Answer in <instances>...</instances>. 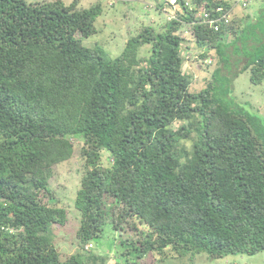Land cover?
<instances>
[{"label": "trees", "instance_id": "16d2710c", "mask_svg": "<svg viewBox=\"0 0 264 264\" xmlns=\"http://www.w3.org/2000/svg\"><path fill=\"white\" fill-rule=\"evenodd\" d=\"M186 1L176 0L180 21L140 26L111 58L83 43L97 32L100 3L0 0V264H105L91 248L106 223L138 234L121 239L135 263L113 264L165 249L213 259L264 250V117L219 87L229 32L196 20ZM193 20L189 36L202 56L214 48L223 65L197 91L182 69L186 38L176 33ZM256 41L246 46L264 47ZM259 49L240 68L250 67L254 84L264 76ZM76 149L78 249L62 258L48 233L67 211L49 178Z\"/></svg>", "mask_w": 264, "mask_h": 264}, {"label": "rangeland", "instance_id": "374dc122", "mask_svg": "<svg viewBox=\"0 0 264 264\" xmlns=\"http://www.w3.org/2000/svg\"><path fill=\"white\" fill-rule=\"evenodd\" d=\"M45 1L50 0H27V2ZM63 1L70 3L72 0ZM161 1L78 0V6L82 8L89 7L95 3L102 5V13L95 21L97 32L85 38L83 43L86 46L99 44L104 47L111 58L118 56L122 52L126 40L130 36L135 35L140 26L151 25L156 31L162 30L166 17L157 8ZM225 1L232 7L231 25L236 27V29L238 28L239 31L236 35L235 31L229 30V34L226 36L225 43L228 44L224 51L225 67L221 65L219 56L214 48L205 56H202L203 49L198 47L189 34H181L179 29L176 33L186 38L180 50V57L183 60L182 69L192 75L190 87L192 91H197L204 87L206 82L212 78L214 69L217 67L222 69L223 67V73L227 74L220 78L218 77L219 87L224 88L227 92L230 89L229 94L239 104L243 105L247 110L264 117V76L261 83L254 84L250 79V67L243 71L240 69L246 58L254 57L253 54L256 53L258 57L262 54V49L259 48L264 47L261 44L258 48H255V46L252 48L250 46L247 47L246 44L256 43V38L260 41L264 39V0H250L249 5L245 8L241 6L240 0ZM256 20V25L245 26L246 22ZM236 36H239L238 39L232 42ZM246 37L249 38L247 43L244 42ZM148 51V46H146L142 49L141 54L148 55ZM210 59L212 61L211 64H209ZM180 123L176 122L172 127L177 128ZM76 143L79 145L81 141H75ZM190 143L188 141V144ZM77 149L69 159L52 168L51 177L49 178L50 188L55 195L54 202L56 201L59 205L66 208L67 211L65 224L63 226L55 224L48 233L55 241L62 258L69 256L78 249L76 230L80 214L74 208L73 199L80 186L83 161L78 153L79 149ZM104 154L106 152H103ZM105 158L104 156V161ZM138 227L139 229H146L144 225H138ZM137 236L138 234L131 228L130 224H125L124 228L114 230L112 226L106 223L102 237L92 241L94 247L91 249L92 252L106 257L105 264H113L116 259L124 261L126 257L130 258V262L135 263V253L123 254L129 246L122 244L121 239H133ZM162 253H148L142 259L137 260V264H264V250L254 255L236 254L218 259L209 258L205 253L177 256L170 252L169 249H165L164 253ZM166 253L169 255H166ZM117 255H120V257L118 258Z\"/></svg>", "mask_w": 264, "mask_h": 264}, {"label": "built area", "instance_id": "2783aa9c", "mask_svg": "<svg viewBox=\"0 0 264 264\" xmlns=\"http://www.w3.org/2000/svg\"><path fill=\"white\" fill-rule=\"evenodd\" d=\"M165 3L161 5L159 10L164 14L167 21L170 20H181L180 13L178 12V7L176 5V0H164ZM250 0H240L242 7H247L249 5ZM185 6L188 7V10L193 11L196 15V20L199 22L206 24L213 31H219L221 28L228 32L229 26L231 24V14L232 7L229 5L228 7H224L222 4H203L197 6V4H192L191 0H187L185 2ZM196 23L194 20L190 23H184V27L181 29V34H189V24ZM211 59L209 60V63ZM90 244L86 245V248L90 247Z\"/></svg>", "mask_w": 264, "mask_h": 264}, {"label": "crops", "instance_id": "0c3cea01", "mask_svg": "<svg viewBox=\"0 0 264 264\" xmlns=\"http://www.w3.org/2000/svg\"><path fill=\"white\" fill-rule=\"evenodd\" d=\"M234 17V16H233ZM231 23H232V21H231ZM231 25V24H230ZM228 28H230V26L228 27Z\"/></svg>", "mask_w": 264, "mask_h": 264}]
</instances>
